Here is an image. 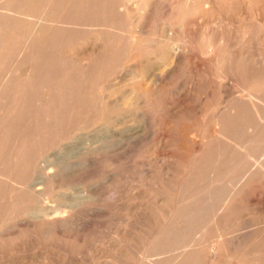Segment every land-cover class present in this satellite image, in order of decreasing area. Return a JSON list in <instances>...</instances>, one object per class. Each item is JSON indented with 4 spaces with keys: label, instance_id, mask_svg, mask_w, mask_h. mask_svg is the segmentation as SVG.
Here are the masks:
<instances>
[{
    "label": "bare ground",
    "instance_id": "6f19581e",
    "mask_svg": "<svg viewBox=\"0 0 264 264\" xmlns=\"http://www.w3.org/2000/svg\"><path fill=\"white\" fill-rule=\"evenodd\" d=\"M135 4V9H131L128 2L121 0H8L0 6V215L7 209L4 202L9 204L7 210L11 212L35 204L47 205L43 196L58 186L63 171L57 166L42 168V181L28 184L33 172L32 161L56 141L68 139L75 132L73 124L78 121L79 114L81 117L85 115L82 110H91L93 101L100 103V109L94 108L93 112L115 108L107 104V99L115 92V85L108 81L119 68L127 66L131 74L148 79L150 70L142 64L145 54H156L159 67L174 69V73L175 67L183 61L204 55L210 63L216 62L213 74L218 93L227 97V86H234V76H237L238 88L244 95L233 97L226 111L215 114L208 125L205 123L207 134H198L191 127L179 128L180 140L174 144L180 153L179 176L165 187L168 188L167 197L153 212L158 227L147 224L143 229L144 236L152 238L153 242L143 241L142 255L136 262L137 251L132 248L127 261L128 264H150L147 261L150 252L179 249L184 246L187 235L210 221L207 234L221 237L216 238L214 253L205 241H194L180 252L173 264H236L235 259L238 264H264V237H223L225 232L238 226L247 208L246 202L264 184V151L257 167L242 181L225 182L227 175L234 171L238 174L244 164L247 165L264 139L261 112L264 108V62L259 65L257 61L247 62L245 57L229 50L216 34L199 39L201 34L195 32L190 38L184 37L183 44L164 40L160 41V46L149 48V43L141 46L133 34L130 19L135 16L132 23H140L145 17L151 19L153 1L137 0ZM203 9L207 6L198 0H175L168 16L164 17L182 20L197 16ZM86 25H94V28L88 30ZM144 25H148L147 21ZM97 44L100 46L97 52L93 46L91 53L81 58L80 55L69 56L82 45ZM160 93L158 90V96ZM167 107H164L165 112ZM193 132L199 138L191 136ZM244 135L251 136L253 143L239 147L237 139ZM185 142H189L190 147ZM1 174L6 178L15 177L14 182L22 185L6 190ZM47 211L44 210L39 222L52 234L70 227L72 217L67 209L60 212L57 209L59 213ZM258 217L264 218V215ZM36 222L29 221L27 225L32 228Z\"/></svg>",
    "mask_w": 264,
    "mask_h": 264
},
{
    "label": "rangeland",
    "instance_id": "374dc122",
    "mask_svg": "<svg viewBox=\"0 0 264 264\" xmlns=\"http://www.w3.org/2000/svg\"><path fill=\"white\" fill-rule=\"evenodd\" d=\"M7 1L0 0V6ZM125 1L128 7L135 9L137 0H121L127 3ZM152 1L154 13L149 21L145 17L140 23H132L135 16L130 19L133 34L142 43L141 46L149 43L151 45L144 46L151 48L164 40L183 44L184 37L190 38L195 32L201 34L198 35L199 39L207 34H216L229 50L245 57L247 62L257 61L258 65L264 62V0H198L207 9L201 10L197 16H187L182 20L164 17L170 12L175 0ZM145 20L148 25H144ZM74 21L82 22L79 19ZM89 26L86 25V29L94 28V25ZM144 40L148 42L143 43ZM152 40L158 41L156 45ZM93 46H96L97 52L100 47L98 44L82 45L76 48L75 54L71 52L69 56L80 55L81 58L91 53ZM156 57L152 53L148 56L145 54L142 59V64L150 70L148 79L131 74L127 66L119 68L121 70L118 69L108 81L110 85H115V92L107 99V104L115 108L106 112L98 111L100 103L93 101L94 104L90 106L98 109L94 112L90 108L82 110V115L90 111L92 114L81 117L79 114L80 124L76 120L73 125L77 129L74 128L75 132L68 139L56 141L32 161L34 173H31L28 184L42 181V168L47 170L57 166L63 172L58 186L43 196L48 206L35 204L11 212L8 211V203L4 202L8 210L5 209L0 215V264H128L130 251H137L134 255L136 262L142 255L143 241L153 242L152 238L144 236L143 229L147 224L158 227L153 212L167 197L168 188L166 190L165 187L179 176L180 153L174 145L180 140L178 130L191 127L198 134H207L205 126L215 118V114L226 111L233 97L244 95V91L238 88L237 76H234V86H227V97L219 94L214 86L216 62L210 63L204 55L183 61V65L175 67V73L174 69L159 67ZM158 90L162 93L159 96ZM160 96L162 100L158 101ZM172 102V105L169 104ZM164 107L168 108L167 112ZM261 112L264 116V108H261ZM190 135L197 137L195 132ZM242 138L237 139V142L240 141L237 143L239 147L253 143L251 136L248 138V135H244ZM261 140L259 149L247 165L245 163L238 174L234 171L226 176V184L242 181L251 169L257 167L263 158L264 139ZM185 143L190 145L189 142ZM1 176L6 190L22 185L14 182L15 177ZM246 205L238 226L225 232L223 237H264V218L258 217L264 215V184L248 199ZM41 208L49 213L67 209L73 223L68 229L65 227L61 232L52 234L39 222L44 214ZM149 213L152 217H149ZM35 220L38 222L34 228L27 225L29 221ZM209 224L210 221L205 222L187 235L184 246L173 252H150L147 261L150 264H173L180 252L194 241H205L214 253L215 243L221 237L207 234ZM233 261L238 264L236 259Z\"/></svg>",
    "mask_w": 264,
    "mask_h": 264
}]
</instances>
